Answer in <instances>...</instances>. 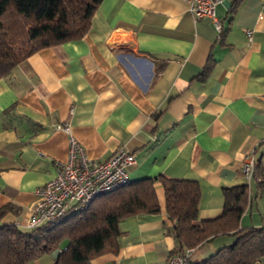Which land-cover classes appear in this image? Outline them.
Listing matches in <instances>:
<instances>
[{"label":"crops","instance_id":"crops-1","mask_svg":"<svg viewBox=\"0 0 264 264\" xmlns=\"http://www.w3.org/2000/svg\"><path fill=\"white\" fill-rule=\"evenodd\" d=\"M215 15L220 31L195 18L190 0H102L83 37L39 49L1 77L0 209H12L0 225L27 227L36 190L68 161L66 123L91 158L134 153L130 181L196 180L199 219L219 217L225 189L247 184L239 232L264 227V0H225ZM251 152L259 165L247 179ZM156 190L161 211L121 220L117 250L91 264H167L176 240L162 181ZM235 239L219 235L189 260ZM61 250L27 264H54Z\"/></svg>","mask_w":264,"mask_h":264},{"label":"trees","instance_id":"trees-1","mask_svg":"<svg viewBox=\"0 0 264 264\" xmlns=\"http://www.w3.org/2000/svg\"><path fill=\"white\" fill-rule=\"evenodd\" d=\"M101 1L0 0V78L39 49L83 37ZM158 181L163 183L167 217L173 222L170 232L176 244L171 256L185 255L219 235L231 234L236 236L233 244L204 261L189 260V264H261L264 227L239 232L247 184L225 189L224 210L219 217L199 219V183L164 174L130 181L57 221L25 229L14 224L0 225V264H27L57 248L62 250L54 264H91L94 257L116 251L122 234L121 220L161 211ZM8 209L12 206L0 209V218Z\"/></svg>","mask_w":264,"mask_h":264},{"label":"built area","instance_id":"built-area-1","mask_svg":"<svg viewBox=\"0 0 264 264\" xmlns=\"http://www.w3.org/2000/svg\"><path fill=\"white\" fill-rule=\"evenodd\" d=\"M224 1L190 0V10L196 19L211 17L220 31L222 23L215 14L217 6ZM247 34L251 37L252 31L248 30ZM58 127L69 132V158L57 168L51 180L36 190V198L28 208L27 227L57 221L71 212L85 209L101 195L130 182L128 166L135 162L134 153L121 148L106 160L91 158L68 124ZM256 165L253 152L248 153L242 166L247 179L255 174ZM190 250L185 255L171 256L167 264H189Z\"/></svg>","mask_w":264,"mask_h":264},{"label":"rangeland","instance_id":"rangeland-1","mask_svg":"<svg viewBox=\"0 0 264 264\" xmlns=\"http://www.w3.org/2000/svg\"><path fill=\"white\" fill-rule=\"evenodd\" d=\"M66 216H68V215H66Z\"/></svg>","mask_w":264,"mask_h":264}]
</instances>
